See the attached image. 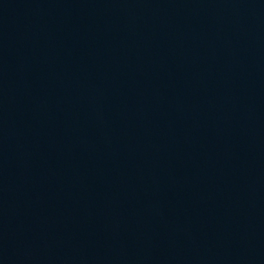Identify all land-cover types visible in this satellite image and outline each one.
Wrapping results in <instances>:
<instances>
[{"label":"water","instance_id":"obj_1","mask_svg":"<svg viewBox=\"0 0 264 264\" xmlns=\"http://www.w3.org/2000/svg\"><path fill=\"white\" fill-rule=\"evenodd\" d=\"M0 264H264V0H0Z\"/></svg>","mask_w":264,"mask_h":264}]
</instances>
